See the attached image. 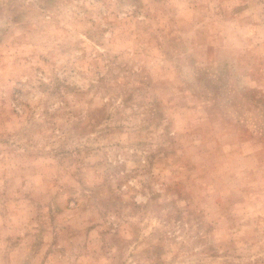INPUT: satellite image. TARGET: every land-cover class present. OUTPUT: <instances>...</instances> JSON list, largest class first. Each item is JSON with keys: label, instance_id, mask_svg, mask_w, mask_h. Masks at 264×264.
I'll return each mask as SVG.
<instances>
[{"label": "rangeland", "instance_id": "374dc122", "mask_svg": "<svg viewBox=\"0 0 264 264\" xmlns=\"http://www.w3.org/2000/svg\"><path fill=\"white\" fill-rule=\"evenodd\" d=\"M0 264H264V0H0Z\"/></svg>", "mask_w": 264, "mask_h": 264}]
</instances>
